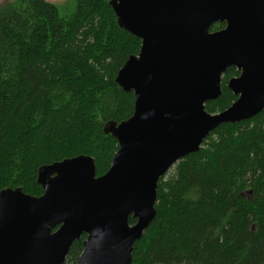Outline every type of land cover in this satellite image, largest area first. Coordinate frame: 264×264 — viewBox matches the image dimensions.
Listing matches in <instances>:
<instances>
[{"label": "trees", "instance_id": "trees-1", "mask_svg": "<svg viewBox=\"0 0 264 264\" xmlns=\"http://www.w3.org/2000/svg\"><path fill=\"white\" fill-rule=\"evenodd\" d=\"M109 1L0 5V191L39 196L38 168L77 155L92 156L97 175L111 166L118 141L104 126L128 119L135 102L115 78L141 39ZM238 73L225 71L208 112L237 99L227 83ZM155 207L131 264H264V110L219 125L160 179ZM85 239L64 264L77 263Z\"/></svg>", "mask_w": 264, "mask_h": 264}, {"label": "water", "instance_id": "water-1", "mask_svg": "<svg viewBox=\"0 0 264 264\" xmlns=\"http://www.w3.org/2000/svg\"><path fill=\"white\" fill-rule=\"evenodd\" d=\"M109 4L119 27L141 39L115 78L134 93L133 114L104 126L119 148L99 176L95 159L82 154L41 165L40 196L2 189L0 264H64L84 234L76 264H131L135 242L156 216L160 179L219 125L264 110V0ZM216 22L226 27L212 32ZM231 66L240 71L228 81L237 99L208 112Z\"/></svg>", "mask_w": 264, "mask_h": 264}, {"label": "flooded vegetation", "instance_id": "flooded-vegetation-1", "mask_svg": "<svg viewBox=\"0 0 264 264\" xmlns=\"http://www.w3.org/2000/svg\"><path fill=\"white\" fill-rule=\"evenodd\" d=\"M226 27V23H217V24H215L214 26H213V31L214 32H218V31H220V30H222L223 28H225ZM234 67V66H233ZM236 68V67H235ZM236 70L237 71H239L237 68H236ZM240 75V71H239V73L237 74V75H235V76H232L231 78H233V77H238ZM230 79V78H229ZM229 81V80H228ZM227 85H228V83H227Z\"/></svg>", "mask_w": 264, "mask_h": 264}, {"label": "rangeland", "instance_id": "rangeland-1", "mask_svg": "<svg viewBox=\"0 0 264 264\" xmlns=\"http://www.w3.org/2000/svg\"><path fill=\"white\" fill-rule=\"evenodd\" d=\"M6 1H8V0H0V5H2ZM47 1L53 2L55 4H59V3L65 2L66 0H47Z\"/></svg>", "mask_w": 264, "mask_h": 264}]
</instances>
